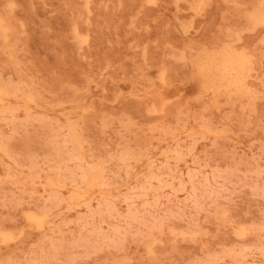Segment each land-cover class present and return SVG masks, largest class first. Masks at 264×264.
I'll return each instance as SVG.
<instances>
[{
    "label": "rangeland",
    "instance_id": "374dc122",
    "mask_svg": "<svg viewBox=\"0 0 264 264\" xmlns=\"http://www.w3.org/2000/svg\"><path fill=\"white\" fill-rule=\"evenodd\" d=\"M262 4L0 0V264H264Z\"/></svg>",
    "mask_w": 264,
    "mask_h": 264
},
{
    "label": "bare ground",
    "instance_id": "6f19581e",
    "mask_svg": "<svg viewBox=\"0 0 264 264\" xmlns=\"http://www.w3.org/2000/svg\"><path fill=\"white\" fill-rule=\"evenodd\" d=\"M202 1V0H201ZM191 5V4H190ZM192 24V23H191ZM257 26H258V24H257ZM225 47V46H224ZM226 48H227V46H226ZM229 49V48H228ZM225 51H227V50H225ZM232 51V50H231ZM224 52V51H223ZM222 53V52H221ZM233 53V52H232ZM217 54V53H216ZM215 54V55H216ZM241 54V53H240ZM209 55V54H208ZM207 55V58H209V56ZM213 55V54H212ZM236 55V54H235ZM243 55V54H242ZM214 56V55H213ZM244 57V56H243ZM248 57V56H247ZM213 58V57H212ZM211 59V58H210ZM245 59V58H244ZM212 61V60H211ZM214 61H216L215 60V56H214ZM218 61V62H217ZM216 62L219 64V66L218 67H220V68H222V69H225V70H228L227 72L229 73V70L230 69H235V68H237V72H238V68L239 67H243L242 68V70L241 71H243V69H245L244 71L246 72V70H248L246 67L244 68V65H245V63H244V60H243V58H241L240 56H234V55H231V53H227L226 52V54L225 55H223L222 56V58L221 59H218ZM246 61V60H245ZM207 62V61H206ZM205 62V63H206ZM216 62H214L215 64H216ZM248 62H249V60H248ZM194 63V62H193ZM210 63V62H209ZM214 63H211V64H214ZM207 64V63H206ZM193 65V64H192ZM249 65V64H248ZM202 66V65H201ZM208 66V65H207ZM198 67H199V65H198ZM211 67V66H210ZM201 68V67H200ZM212 68V67H211ZM214 68H215V66H214ZM208 69V68H207ZM204 70H205V68H204ZM203 70V71H204ZM215 70V69H214ZM225 70H223L224 72H225ZM201 71H202V68H201ZM216 71V70H215ZM208 72V71H207ZM211 72V71H210ZM220 72H222V71H220ZM219 72V73H220ZM249 73H250V71H248ZM204 73V72H203ZM218 73V74H219ZM236 73V72H235ZM242 73V72H241ZM240 73V74H241ZM211 74V73H210ZM215 74H216V72H215ZM214 74V75H215ZM246 74H247V72H246ZM226 75H228L227 73H226ZM201 76V75H200ZM204 76V75H203ZM207 76V75H206ZM216 76V75H215ZM221 76V75H220ZM230 76V75H229ZM238 76H239V74H238ZM241 76H242V74H241ZM241 76H239L240 78H241ZM247 76V75H246ZM234 77H237L236 76V74H235V76ZM244 77V76H243ZM207 77H205V79H206ZM220 78V77H219ZM223 78H224V75H223ZM223 78H221L222 80H223ZM210 78L208 77V80H209ZM230 79V78H229ZM244 79V78H243ZM207 80V79H206ZM211 80V79H210ZM213 80H214V78H213ZM212 80V81H213ZM217 80V79H216ZM226 80H228L227 78H226ZM240 80H242V79H240ZM245 80V82H246V79H244ZM231 82H232V80H230ZM230 81H229V83H230ZM213 82H215V81H213ZM212 82V83H213ZM221 81H219V85L222 83H220ZM224 82V81H223ZM212 83H211V85H212ZM217 83H218V81H217ZM239 83H240V81H239ZM215 84V83H214ZM228 84V83H227ZM235 84V83H234ZM208 85V84H207ZM219 85H218V87H219ZM1 86H2V84H1ZM1 86H0V88H1ZM209 86H210V84H209ZM212 86H214V85H212ZM212 86H210L208 89H210V91H211V89L213 90V88H212ZM217 87V88H218ZM241 87H243L242 85H241ZM246 87V86H245ZM207 88V87H206ZM216 88V87H215ZM234 88H235V86H234ZM238 88V87H237ZM226 89H228L227 87H226ZM225 89V90H226ZM242 89V88H241ZM11 90H12V88H11ZM234 90H236V88L234 89ZM243 90H244V88H243ZM205 91H206V89H205ZM204 91V92H205ZM208 91V90H207ZM218 91H219V89H218ZM239 91H241V90H239ZM1 92H3V91H1ZM212 92V91H211ZM227 92H229V91H227ZM216 93H217V89H216ZM224 93V92H223ZM239 94V93H238ZM246 94V93H245ZM245 94H244V96H245ZM248 94V93H247ZM251 94V93H250ZM2 95H4V94H2ZM6 95V94H5ZM252 95V94H251ZM7 96V95H6ZM231 96V95H230ZM246 96H248V95H246ZM211 97H214V96H211ZM235 97H236V95H235ZM6 98H8V97H6ZM24 98H25V96H24ZM240 98H241V96H240ZM250 98H252L251 96H250ZM2 98H1V96H0V100H1ZM5 99V98H4ZM3 99V100H4ZM29 99V98H28ZM207 99V98H206ZM43 100V99H42ZM18 101V100H17ZM28 101H30V103L29 104H33L32 103V101L33 100H28ZM28 101H27V98H26V102L28 103ZM2 102V101H1ZM4 102L5 101H3L2 103L4 104ZM25 102V103H26ZM34 102V101H33ZM24 103V104H25ZM7 104H9V103H7ZM1 106V105H0ZM3 107H4V105H3ZM9 107H10V105H9ZM243 107V106H242ZM0 108H2V107H0ZM26 109V108H25ZM31 110V109H30ZM219 110V109H218ZM253 111V110H252ZM26 112V111H25ZM250 112H251V110H250ZM26 114V113H25ZM29 114H31V112L29 113ZM4 117V119H8V118H5V116H3ZM7 117V116H6ZM66 118H68V117H66ZM2 120V119H1ZM10 120V119H9ZM235 127V126H234ZM237 129V128H236ZM1 131V130H0ZM71 128H70V133H71ZM73 134V133H72ZM186 135V134H185ZM73 138H74V136H73ZM75 146H76V144H75ZM77 146H79V145H77ZM77 146H76V148H77ZM79 149H81V145H80V147H79ZM82 153H83V151H82ZM93 180H95V179H92L91 180V183H92V181ZM97 180V179H96ZM98 181V180H97ZM95 182V181H94ZM28 220V219H27ZM191 237V236H190ZM140 244V243H139ZM138 244V245H139ZM153 245V244H152ZM146 247V246H145ZM153 254V253H152Z\"/></svg>",
    "mask_w": 264,
    "mask_h": 264
},
{
    "label": "snow or ice",
    "instance_id": "6c2138e0",
    "mask_svg": "<svg viewBox=\"0 0 264 264\" xmlns=\"http://www.w3.org/2000/svg\"><path fill=\"white\" fill-rule=\"evenodd\" d=\"M262 8H264V4H262ZM260 24L262 27H264V14H262V16H261ZM262 97H264V93H262Z\"/></svg>",
    "mask_w": 264,
    "mask_h": 264
}]
</instances>
